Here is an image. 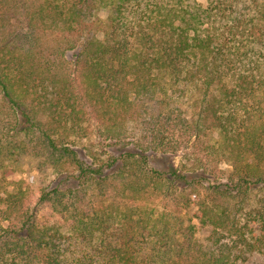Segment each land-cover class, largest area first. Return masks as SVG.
Returning a JSON list of instances; mask_svg holds the SVG:
<instances>
[{
	"label": "trees",
	"instance_id": "1",
	"mask_svg": "<svg viewBox=\"0 0 264 264\" xmlns=\"http://www.w3.org/2000/svg\"><path fill=\"white\" fill-rule=\"evenodd\" d=\"M208 8L0 0V264L264 257V0Z\"/></svg>",
	"mask_w": 264,
	"mask_h": 264
},
{
	"label": "rangeland",
	"instance_id": "2",
	"mask_svg": "<svg viewBox=\"0 0 264 264\" xmlns=\"http://www.w3.org/2000/svg\"><path fill=\"white\" fill-rule=\"evenodd\" d=\"M198 2H200L202 8L204 9H209L208 8V4L210 2V0H197ZM212 7V6H211ZM214 11L213 10H209V14H211L212 12ZM107 15H108V11L105 7H100L97 11V14H96V17L97 19L101 22V23H105L106 20H107ZM221 15V14H219ZM214 16H218V14H215L214 13ZM97 35L99 38H102L103 37V32L101 30V27L100 29L97 31ZM218 138V133L217 131H213L211 133V139L212 141L217 139ZM179 161V158L176 159V163ZM34 193L32 194L33 195V199L37 196V193L35 191H33ZM47 208V207H45ZM48 209V208H47ZM194 223L196 224V227H197V236L198 238L201 240V241H206V237H207V228L205 226H200L199 223L194 220ZM264 262V257L259 254V253H252L248 256L247 260L244 262V264H263Z\"/></svg>",
	"mask_w": 264,
	"mask_h": 264
}]
</instances>
